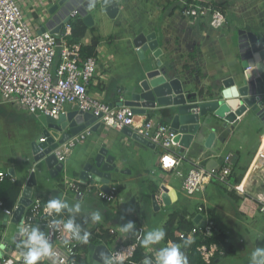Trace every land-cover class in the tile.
I'll return each mask as SVG.
<instances>
[{
  "label": "built area",
  "instance_id": "obj_1",
  "mask_svg": "<svg viewBox=\"0 0 264 264\" xmlns=\"http://www.w3.org/2000/svg\"><path fill=\"white\" fill-rule=\"evenodd\" d=\"M163 1L180 17L191 22L206 20L213 29H219L226 24L223 11L216 7L219 4L218 0ZM44 3V0L38 1L37 6H42ZM43 17L40 19L45 21L43 23L28 24L23 19V11L18 0H0V97L4 103L14 104L36 117L66 115L68 112L65 111V106L68 105L74 111L87 114L91 119H95L94 124H98L99 127L113 129L118 133L128 129L131 134L151 145L154 150H159L160 156L157 163L159 170L173 172L181 178V189L187 197L203 193L210 184L225 186L240 195L247 193L251 177L244 186L242 183L254 162L238 182H235L233 178L234 167L231 154L223 156L220 165L210 169L202 164L204 158L191 161L190 169L184 174L179 170L184 158L178 151V146L173 142L176 135L168 124H155L145 117L146 114H135L132 107L123 105L122 96L119 98V104L113 106L103 102L89 91L90 85L93 82L97 83V80L100 81L103 77L98 72V63L101 60L99 58H102L101 48L98 44L92 55L84 57L82 56L83 45L80 42H72L73 22L78 18L76 8L64 17L69 18L67 22L62 19L49 29L45 26L51 16L48 12H44ZM54 30L57 31L54 32ZM55 62H57L56 66ZM249 69L250 67L246 68V70ZM91 134V127H87L76 136L58 145L51 153L58 163L64 164L71 150L77 144L83 143ZM45 140L44 136H40V142ZM261 146L262 141L258 154ZM263 165L264 162L254 166V172ZM6 179L14 182L10 173L0 172V186ZM61 185L65 190L63 196L70 193L74 200L79 202L90 193H94L101 202L108 204H115L119 201L117 184L109 182L108 192L102 191L100 189L102 184L93 181L90 173H86L85 178L64 177ZM161 193L162 188L157 191V197ZM254 198L258 202L259 212L264 220V191ZM17 207L18 203H15L12 208H4L0 200V208L8 218L12 217ZM197 213L196 216H200L198 223L194 224L189 231L180 232L178 235L179 239L188 245H193L198 238L206 241L220 235L205 206H199ZM201 222L204 223L202 226ZM40 226L46 229L43 238L38 232ZM17 227L18 234L15 237V243L22 245L20 258L16 260L18 262L78 264L77 258L83 257L79 247L86 232L75 225L72 218L69 219L64 215L58 203L44 202L39 198L32 199L31 204L19 219ZM106 230L111 246L107 248L109 253L104 264L180 263L175 256L178 247L171 243L167 245L169 251L163 253L159 252L155 246L147 247L144 252L145 257L140 262H136L134 255L138 242L141 240L140 237L135 241L129 240L123 233L124 231L118 227ZM224 243H228V240ZM224 243L214 241L197 245L196 251L202 264H212L215 259L228 257L229 253ZM93 246L97 245L94 243L88 245L89 252H93L90 249ZM0 249L3 251L0 255V264H3L8 261V255L5 253L11 248L7 243H0Z\"/></svg>",
  "mask_w": 264,
  "mask_h": 264
},
{
  "label": "rangeland",
  "instance_id": "obj_2",
  "mask_svg": "<svg viewBox=\"0 0 264 264\" xmlns=\"http://www.w3.org/2000/svg\"><path fill=\"white\" fill-rule=\"evenodd\" d=\"M222 1L227 25L225 24L219 29H213L208 23H205L202 32L191 29L195 26L188 25V22H184L178 14L173 15L168 21L165 17L162 18L163 20L160 19V16L163 15L156 11L155 7L164 6L163 0H117L119 11L114 19L107 15L105 9H95L92 12L94 29L89 31L88 39L94 36L98 37L105 47V51L100 53L102 58L99 59L103 62L100 60L98 63L99 75L105 76L109 83L115 80L117 90L122 92V95H125L127 99H130L134 93L140 91L139 84L145 78L146 72L154 68V65L151 66V63H148L151 60L152 52L147 51L145 61L142 62L136 51L134 40L141 33L147 35L150 31H156L159 47L164 52L159 59L162 62V69L171 71L174 77L182 82L186 91H197L208 83H210L212 89H215L214 83L228 76L233 77L236 86H239L237 83H240L245 75L242 69L238 33L242 29L247 30V32L252 31L257 35L258 40L263 42L260 31L249 28L244 23L248 22L250 24L251 22L257 23V21H260L259 25L263 29L264 4L263 0ZM18 4L23 11V4L19 1ZM33 8L32 10V7H28L26 11H23V19L28 24H31L33 20V13L36 12L37 16L42 15V10L36 7ZM184 25L189 28L186 32L192 33L195 44L200 42V46H197L198 51L205 49L208 45L213 50L215 47L216 50L212 57L203 61L199 59L198 55H195L196 58L192 59L174 43V49L169 48L165 51V33L173 35V40L176 39L175 37H184V35L179 34L181 26ZM177 28L179 33H176ZM104 61L107 65L104 64ZM153 61L155 60L153 59ZM186 65H188V68H184ZM200 68L208 76L199 78L196 71ZM65 109L69 110V106H65ZM13 110V105L4 103L0 97V152L2 154H14L19 149L28 150L30 148L31 156H33L31 144L40 135L41 125L29 112L23 110L14 113ZM254 120H256L255 126ZM258 120L257 116L251 111L246 117L235 123L233 126L234 131L229 139L228 149H225L226 152L230 150L237 155L239 154L238 165L234 170L238 180L243 176L256 150L258 135L264 132V123ZM203 124L207 131L210 128L220 129L224 138H228L230 135V125L215 116H209ZM8 135H11L12 139H9ZM118 135L110 155L116 158L117 161H122L123 168L131 166L134 170L129 168L131 170L129 175L123 174V168L117 173H113L110 183L122 186L119 195L120 203L115 205L114 208H106L100 205L99 210L93 209L91 211V216H96L98 220H103L105 223H109L108 221L111 218H117V222L113 226L123 229L131 227V218L134 216L138 223L141 225L146 223L145 225L149 229L148 233L142 234V236L146 240H157L156 238L161 234L169 213L183 214L187 212L190 216L194 215L195 217L197 215L196 209L200 205H204L202 201L204 199L205 207L211 211V220L215 229L226 234L233 246L236 245V241L240 237L247 234L252 239L255 234L251 229L256 231L264 229L263 216L259 213L257 206L247 199L240 198L242 196L240 194H237L240 199H233L228 194L229 189L219 184L208 185L203 193L196 194L192 200L184 199L182 198L183 195L180 194L178 204L155 212L151 204L152 190H150V186L159 182H167L176 189L181 190V178L164 174L158 169L155 170L154 166L159 158L157 153L142 148L132 140H128L129 144H122L120 139L124 136L120 133ZM96 136H89L83 143L77 144L71 150L65 161L64 171H61L55 178H51L45 163L36 165L34 170L38 186L33 188L32 199L41 196L43 190L57 187V184L62 183L64 177L72 179L79 176L83 166L87 162H93L95 158L94 153L97 147H91V142L94 141ZM30 159H32V162L29 165L33 166V158ZM137 161L144 167L148 163L150 165L141 170L136 163ZM262 162H264V158H262ZM25 168L27 167L25 166ZM30 168L26 170L28 177ZM138 168L140 171H138ZM187 169L188 167L185 166L184 170ZM152 171H154L153 177L148 176V173L151 175ZM139 173H142V179L133 180ZM254 192H257V189ZM97 208L99 207L97 206ZM67 210H69L68 206ZM129 214L130 216L132 214L131 218L128 217ZM219 264H264V241L257 243L252 251L238 252L236 255L222 258Z\"/></svg>",
  "mask_w": 264,
  "mask_h": 264
},
{
  "label": "water",
  "instance_id": "obj_3",
  "mask_svg": "<svg viewBox=\"0 0 264 264\" xmlns=\"http://www.w3.org/2000/svg\"><path fill=\"white\" fill-rule=\"evenodd\" d=\"M77 9L78 17L86 28L94 26L92 12L97 8L105 9L107 15L114 19L119 11L117 0H60L48 10L51 16L45 28L54 27L62 19L67 22L66 17L73 9ZM58 9H60L58 11ZM57 30H54L56 32ZM240 54L242 57V67L244 77L242 86H236L233 77L221 81L222 88L199 89L197 91H186L180 80L174 77L171 71L162 69V62L159 60L161 50L158 48L156 34L141 33L134 40L137 52L142 62L145 61V53L152 52L151 66L154 68L146 72L145 78L139 84V92L134 93L130 99L123 102V105L132 107L135 114H147L148 111H166V119L171 130L175 133L174 143L178 146L181 154L186 153L193 144H199L205 139L206 128L204 120L209 116H215L230 125L237 123L244 114L253 112L257 118L264 123V46L258 41L256 35L247 31H239ZM155 61H153V59ZM250 67L249 70H246ZM218 92H220L218 94ZM175 110V111H173ZM39 122L43 126L41 136L46 140L40 142L39 139L32 142L33 166L29 172V177L18 199V207L12 215V222L18 223L24 210L32 202L33 188L38 186L34 167L40 163H45L51 178H55L64 168L62 163H58L51 153L58 145L67 139L76 136L87 127H91L92 133L98 128L95 119L87 114L77 111H70L66 115L58 117L39 116ZM215 131L210 128L208 131ZM121 134L132 138L135 142L154 149L138 136L131 134L126 129ZM215 138V132L209 136ZM207 139V138H206ZM207 143V142H206ZM205 143V144H206ZM207 145V144H206ZM210 148V147H209ZM119 170L116 168L114 157L109 154V150L102 147L95 153L93 162H87L79 175L85 178L86 173L93 176V181L100 182L102 191L108 192V183L112 180L113 173ZM158 200L163 205L169 206L176 200V192H169L162 188V193L151 197L153 210H158ZM57 203L55 201H52ZM200 216L193 220L198 223ZM204 223L201 222L202 226ZM92 252V264H104L109 250L106 246L99 245L90 247Z\"/></svg>",
  "mask_w": 264,
  "mask_h": 264
},
{
  "label": "crops",
  "instance_id": "obj_4",
  "mask_svg": "<svg viewBox=\"0 0 264 264\" xmlns=\"http://www.w3.org/2000/svg\"><path fill=\"white\" fill-rule=\"evenodd\" d=\"M18 1H19V3L23 4V11H26L28 9V7H32V10L34 9L33 7H36L38 9L42 10V15L41 16H37L36 12L33 13V20L31 22V24L36 25V24L45 22V21H41L40 20L41 18H44L43 17L44 12H48V10L52 6H54V4H56L59 0H52V1L50 0L51 2L49 0H47L48 2L44 0L45 3L42 6L41 5L37 6V2L38 1L40 2L41 0H18ZM218 1H219L220 4L223 5V1L222 0H218ZM263 4H264V1H263ZM26 6H27V8H26ZM155 10L159 11L160 14L162 13L163 16H160V19L165 17L166 21L170 20L173 15L178 14L177 12L171 10L169 7H167V6L165 7V5L164 6H160L159 5V6L155 7ZM242 11H243V9H242ZM223 13L225 15V12H223ZM168 17H170V18H168ZM180 18L184 22L187 21L188 25L195 26V27H192L191 29H195L196 31H200V32H202L204 30V24L206 23V20L201 21V22H191V21H189L187 19H184L182 17H180ZM225 18H226V15H225ZM259 22L258 21H257V23L251 22L250 24L248 22H245L244 25L249 26V28L257 29V30L260 31L261 36H262V40H263V42L261 41V43L264 46V35H263L264 34V28L262 29V27H260ZM226 25H227V20H226ZM91 28H87L86 29L85 36L83 37V39H81L79 41L84 47L91 45L92 37H90L88 39V33L91 30ZM178 28L176 29L177 30L176 33H179L178 32ZM187 29H189V28L186 27L185 25L181 26L179 34L184 35V37H180V38L179 37H175L176 38L175 40H173V37H172L173 35L171 36V35L165 33V38H164V42H165L164 49H165V51L169 50V48L174 49L175 48L173 46V43H174L176 46H179L180 49L183 50V53H185L187 56H189L192 59L196 58L195 55H198L199 59H201L203 61L205 59H207V58L212 57L214 55L213 53H215V50H216L215 47H214V50H213L212 48L208 47L209 46L208 45L207 47H205V49L198 51L197 46H200V42L198 44H195L194 37L192 36V33H190V34L187 33L186 32ZM242 30L245 31V29H242ZM151 32H154L156 34V31H150L149 33H151ZM248 32H251L254 35H256L252 31H248ZM149 33H147V34H149ZM186 34H188V35L185 36ZM256 37H257V35H256ZM156 39H157V34H156ZM257 39H258V37H257ZM99 42L100 43H98L99 44L98 46H99V48H101V53H102V52L105 51V49H104L105 47H104L103 44H101L100 40H99ZM158 48L160 49L159 44H158ZM160 50H161V56H163L164 52H163L162 49H160ZM186 50H187V53H186ZM184 68H188V65L184 66ZM196 73H197L199 78L208 76L206 74V72L201 70V68L198 71H196ZM228 77H230V76H228ZM228 77H224L222 80H225ZM222 80L216 81L214 83V87H216L215 89L223 87L221 85V81ZM237 85L242 86V81L240 83L238 82ZM205 88L206 89H208V88L211 89L210 83L205 84L204 86L200 87L199 89H205ZM89 91L92 94H94V96L99 97L103 102H105L107 104H110V105H113V106H117L119 104L118 101H119V98L121 96L123 97L124 101L128 100L125 97V95L124 96L122 95V92L117 90V86H116L115 80H112V82L109 83V81L106 79L105 76H104V78H102V80H100V81L97 80V83L93 82V84H91L90 87H89ZM11 105H13V109L14 110L12 112H14V113H18L17 111H23V109L18 108L14 104H11ZM65 111L70 112V111H74V109H72L69 106V110L65 109ZM165 114H166V111H164V110H157L155 112L148 111L145 117H147L148 119L152 120V122L155 123V124L156 123L168 124ZM247 115L248 114H244L239 119H237V121L243 119ZM16 117H18V116H16ZM33 118L35 120L37 119V121L39 122L38 117L34 116ZM255 121L256 120H254V126L256 125ZM39 124L41 125L40 122H39ZM40 127H41V132H40V135L38 136L37 140L42 135V132H43V129H44L42 125ZM214 130L215 131H211L210 130V132L207 131L205 133V136H204L205 139L202 141L201 144H196V145L193 144L186 153L182 154V156L184 158V161H185V163L183 161V163H182V165L180 166V169H179L182 173H184L188 169H190V162L191 161L197 160L199 158H204V162L202 164L206 168H208V169L215 168V167L220 165L221 158L223 156L227 155V154H231L233 156V167H234V170H235V168H237L239 154L237 155V154L233 153L230 150L228 152L225 151V149L226 150L228 149L229 142H230L229 139H230V137H231V135H232V133L234 131V128L230 129V131H229L230 135H229L228 138H226V137L224 138L223 137L222 131L220 129H214ZM213 132H215V138L210 139L209 136H211V134ZM118 134L119 133L116 132L113 129H105L103 127H99L94 133H92L90 135V136L97 135L96 138L94 139V141L91 142V147H95V146L97 147V150L95 151V153L98 152V150L100 148L105 147V148H107L109 150V154H110V151L113 148V146L115 145L117 137L119 136ZM263 134H264V132L263 133L261 132L258 135V143H257V146L255 148L256 150L253 153L251 161H250L248 167L246 168L243 176H245L246 172L249 170L250 166L252 165V163L254 162V160H255V158H256V156L258 154V150H259L260 145H261ZM122 136H124L123 138L120 139V142L122 144H129L128 140L134 141L132 138H130V137L126 136V135L122 134ZM8 138L12 139L11 135H8ZM135 143H137L142 148H145V149H148V150H150L152 152L157 153L160 156L159 150H154V149L148 148L146 146H143V145L139 144L138 142H135ZM70 153L68 154V156L70 155ZM30 156H31L30 148L28 150H25V149L24 150H20L19 149L18 151H15L14 154H8V153L2 154L0 152V172H6L8 174L10 173L12 175V177L14 178V182L21 186V192H22V189L24 187V183L26 182L27 177H28L26 175V170H29V168L31 166L29 164L32 162L31 161L32 159H30L32 156L31 157ZM67 157H66V159H67ZM262 158H264V155L261 154L259 156V159H260L259 164H261ZM114 162H115L116 168L118 170H120V169H122L124 167L122 161H117L116 158H114ZM136 163L141 168V170H143L142 168L149 167V165H150L148 163V165H146L144 167L138 161ZM157 163H158V159H157L156 164L154 166L155 170L156 169L159 170ZM64 164H65V162H64ZM259 164H257V165H259ZM25 166L28 169L25 168ZM185 166L188 167L187 170H184ZM129 168L133 169V168H131V166H129V167L127 166V167L123 168L122 169V171L124 172L123 174H128V175L131 174V170ZM31 169H32V166H31L30 170ZM234 170H233L234 179L236 180V182H238L239 180L236 177ZM138 171H140L139 168H138ZM159 171L164 173V174H167V175L170 174V175H174L175 177H177L175 175V173H173V172H163L161 170H159ZM126 172H128V173H126ZM252 174L253 175L251 176V184L249 185L246 194H244V195H242L240 197V196L237 195L238 193H236L234 191L233 192H234V196L237 197L236 199L243 198V199H247L248 201H251L253 203V205L255 204L257 206L258 211H259L258 202L256 201V198H254V197L257 196V195L262 194L263 191H264V165L262 166V168L258 169L256 172H254V169H253V173ZM153 175H154V171L151 172V175L148 173V176L153 177ZM142 176H143L142 173H139L137 175V177L135 179H133V180L136 181L138 179H142ZM243 176L241 177V179L243 178ZM131 180H132V178H131ZM5 181H9V179H6ZM260 184H261V186H260ZM119 187H120V191H118L119 192L118 194L120 195V192L122 190V186L118 185V188ZM163 187L166 188L169 192H171L172 190L175 191L176 192V200L173 203H171V205H169V206L163 205L162 202H160L158 200V210L157 211H159L162 208L171 207V206H174V205L178 204L179 200H180L179 199L180 194L183 195L182 198H184V199L185 198L187 200H192L193 199V197L185 196L184 193L181 192L182 189L178 190L173 185H170L167 182H159L158 184H152L150 186V190H152L151 191L152 196L155 195L157 193V191L160 188H163ZM205 189H204V191H205ZM255 189H257V192H254ZM229 191H231V190H229ZM21 192L19 194L18 199L21 196ZM64 192H65L64 186L61 185V184H57V187H52L50 189L43 190L42 195L38 196V198L40 200L44 201V202L55 201L58 204H60L64 215L67 216L69 219L70 218H72V219L73 218H78V219H83V220L89 221V225L85 229L86 233L92 232V230L95 229V227H103L105 229L116 228V227L113 226V224H116L117 218L109 219V221H108L110 223L109 224V223H105L103 220H98L96 216H91L90 213H91V211L93 209L99 210L100 209V205L104 206L106 208L107 207L114 208V206L119 204L120 201H121L119 195H118L119 201L117 203L108 204V203H105V202H101L96 197V195L94 193H90L82 201L79 202L77 200H74V198L72 197V195L70 193L69 194H65V196H63ZM66 193H68V192H66ZM18 199L16 200V203L18 202ZM202 201H203V204L205 205V200L203 199ZM151 204H152V201H151ZM67 206H68L70 211L67 210ZM97 206L99 208H97ZM3 207H4V205H3ZM4 208H7V207H4ZM131 216H132V214H131ZM131 216H130V214L128 215V217H131ZM210 217H211V211H210ZM11 219H12V217L11 218L6 217L4 212H3V209L0 208V243H7L9 245V247L11 248L9 252L7 251V253H5V254L8 255V261H6L3 264H24V263L16 261V260H18L20 258V253L22 251V245L15 243V237L18 234V227H17V223L12 222ZM131 219H132L131 227H128V229L121 228L124 231L123 233L125 234V236H127L129 238V240L131 238L132 239L133 238L137 239L138 237H140L141 240L145 241V243H146V245L148 247L155 246V242H156L155 239L146 240L142 236V234H147L148 230H149L148 227L145 225L146 223L141 225L140 223L137 222V220L135 219L134 216H132ZM263 225H264V220H263ZM118 228H120V227H118ZM251 231L254 232V234H255L254 237L255 238L253 237L252 239H250V236L247 234L244 237H240L236 241V245L235 246H233L230 243L229 239H227L228 242L231 244V247H232V252L230 253L229 256L236 255V253H238V252L245 253L247 251H252V250H254V248H255L257 243L261 242L262 240L264 241V229H261L260 231H256L254 229H251ZM38 232L40 233V236L43 238L44 235L46 234V229L44 227L40 226ZM224 235L227 236L226 234H224ZM160 236H161V234L159 235V237H157V238L155 237V238L159 239ZM94 244L97 245V246L103 245V246H106L107 248H110V246H111L110 237L108 239L103 240V241L99 240L98 242H95ZM2 253H3V251L0 249V255ZM80 253L82 254L83 257L85 256L86 260L89 262V264H91L92 252L87 251V253H84V252H80ZM223 258H225V257H223ZM221 259L222 258L216 259L214 261V264H219Z\"/></svg>",
  "mask_w": 264,
  "mask_h": 264
},
{
  "label": "trees",
  "instance_id": "obj_5",
  "mask_svg": "<svg viewBox=\"0 0 264 264\" xmlns=\"http://www.w3.org/2000/svg\"><path fill=\"white\" fill-rule=\"evenodd\" d=\"M216 7L220 8L222 11L224 10V6L220 3ZM86 29L87 28L82 24L81 21H76L73 24V29H72V35H73L72 42H79L81 39H83L86 33ZM93 29L94 27L91 28V30ZM99 40L100 39L98 37L95 36L92 37L91 45L82 48V56L86 57L92 55L94 52V48L99 43ZM233 178H234V174H233ZM234 181L236 182L235 179ZM0 187H1L0 197L2 198L0 199L2 200L4 207L12 208L19 197V194L21 192V186L19 184H16L15 182L4 180ZM118 191H120V187L118 188ZM228 194L234 199L237 198L236 196H234L233 191H229ZM200 206L203 207L205 205H200ZM197 209H196V214H198ZM207 210L210 214V210L208 208ZM193 218L194 215L190 216L187 212L183 214H179L177 212L170 213L167 217V221L163 225L160 238L157 239L155 242L156 249H158L159 252L161 253L169 251V247L167 245L168 243H171L172 245L178 247V252L175 256H176V260L180 261L179 264H202L199 254L196 251V246L202 243L208 244L214 241L219 242L221 244L224 243V241L227 240L228 238L227 236H225L223 233L220 232V235H218L215 238H210L206 241H201V239L198 238L193 245H188L185 241L180 240L178 235L180 232L189 231L194 226ZM73 222L81 230H85L86 227L89 225V221L78 218H73ZM95 229H93L92 232L90 233L84 234V239L82 241L81 246L79 247L81 252L87 253L89 244L98 242L99 240L103 241L109 238V234L105 228L95 227ZM132 240L135 241L136 239L133 238ZM224 244L230 255V253L232 252L231 244L229 242ZM147 247L148 246L146 245L144 240L138 242V248L134 255V261L140 262L145 257L144 252L147 249ZM77 259H78V264H89L85 256L78 257ZM215 260H213L212 264H214Z\"/></svg>",
  "mask_w": 264,
  "mask_h": 264
},
{
  "label": "bare ground",
  "instance_id": "obj_6",
  "mask_svg": "<svg viewBox=\"0 0 264 264\" xmlns=\"http://www.w3.org/2000/svg\"><path fill=\"white\" fill-rule=\"evenodd\" d=\"M261 154L264 155V134H263V136H262V146H261L260 152H259L257 158L255 159L253 165L251 166V169L249 170L247 176L245 177V179H244V181H243V183H242V186H244L245 183H246V181H247V180L253 175V174H252V173H253V168H254V166H256L257 164H259V162H260L259 156H260ZM254 170H255V169H254Z\"/></svg>",
  "mask_w": 264,
  "mask_h": 264
},
{
  "label": "clouds",
  "instance_id": "obj_7",
  "mask_svg": "<svg viewBox=\"0 0 264 264\" xmlns=\"http://www.w3.org/2000/svg\"><path fill=\"white\" fill-rule=\"evenodd\" d=\"M76 21H81L80 19H79V17L73 22V24L76 22ZM84 47V46H83ZM92 261V260H91Z\"/></svg>",
  "mask_w": 264,
  "mask_h": 264
}]
</instances>
